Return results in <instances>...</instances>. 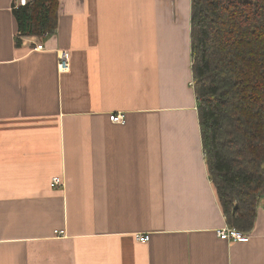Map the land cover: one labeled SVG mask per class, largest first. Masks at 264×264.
<instances>
[{
  "label": "crops",
  "instance_id": "1",
  "mask_svg": "<svg viewBox=\"0 0 264 264\" xmlns=\"http://www.w3.org/2000/svg\"><path fill=\"white\" fill-rule=\"evenodd\" d=\"M13 1L0 0V264H264V196L249 240L216 233L228 222L191 85V0H58L56 31L20 45Z\"/></svg>",
  "mask_w": 264,
  "mask_h": 264
},
{
  "label": "trees",
  "instance_id": "2",
  "mask_svg": "<svg viewBox=\"0 0 264 264\" xmlns=\"http://www.w3.org/2000/svg\"><path fill=\"white\" fill-rule=\"evenodd\" d=\"M58 0L12 5L17 45L52 34ZM194 89L205 162L225 221L253 229L264 196V0H191Z\"/></svg>",
  "mask_w": 264,
  "mask_h": 264
},
{
  "label": "built area",
  "instance_id": "3",
  "mask_svg": "<svg viewBox=\"0 0 264 264\" xmlns=\"http://www.w3.org/2000/svg\"><path fill=\"white\" fill-rule=\"evenodd\" d=\"M30 0H14L13 4H15L16 6H18V4H27ZM35 49H44L45 46L43 44V42L39 41L35 44L34 46ZM59 63H58V67L61 71L63 70H69L70 68V60H71V55L69 50L67 49H63L59 52ZM194 85V80L191 81V85ZM110 119L114 122H118V123H122L125 121V115L124 113H112L110 114ZM52 186H60L62 185V178L61 176H53L52 181H51ZM63 232V230H61V233ZM216 233L217 235H219L222 239H232L235 241H247L250 238V234L246 233L243 230H239L238 228L230 225L229 223H227L226 225L219 227L216 229ZM136 238H138L139 240H144L147 241L149 240L150 234L149 233H137L136 234Z\"/></svg>",
  "mask_w": 264,
  "mask_h": 264
}]
</instances>
